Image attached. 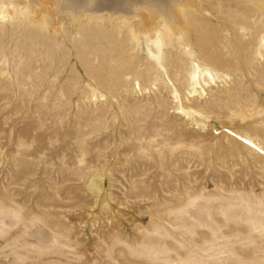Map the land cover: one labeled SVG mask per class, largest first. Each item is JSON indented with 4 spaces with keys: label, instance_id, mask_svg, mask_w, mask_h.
Returning <instances> with one entry per match:
<instances>
[{
    "label": "rangeland",
    "instance_id": "374dc122",
    "mask_svg": "<svg viewBox=\"0 0 264 264\" xmlns=\"http://www.w3.org/2000/svg\"><path fill=\"white\" fill-rule=\"evenodd\" d=\"M234 2L197 13L212 56L161 22L135 39V20L58 11L85 39L74 73L47 25L0 20V264H264V15L238 28Z\"/></svg>",
    "mask_w": 264,
    "mask_h": 264
},
{
    "label": "bare ground",
    "instance_id": "6f19581e",
    "mask_svg": "<svg viewBox=\"0 0 264 264\" xmlns=\"http://www.w3.org/2000/svg\"><path fill=\"white\" fill-rule=\"evenodd\" d=\"M218 2L219 3H210L209 7L204 8L200 0H0V20H13L15 25L14 28L17 29V32L15 33L16 36L20 34L18 30H25L26 24L27 26H29L28 23L35 22L39 24V27L44 26V28H46L45 25H47L48 28L46 29L52 33H50L51 35L49 36L51 40H47V38H45V41H48V43L43 45L42 48L49 51L50 54L54 50L60 52V55L64 54V61L69 60L71 62V60H74L75 62H77L76 65L74 64L66 67L68 68L69 73H74L76 72V70L81 69V67L83 66L82 55L84 54H82V52L84 48L82 47H84L83 40L85 41V39L84 37L83 40L81 38H78L80 37V35L77 37L76 34H71L69 31H67V29L63 28L60 25L61 23L58 21V16L60 13L57 15L58 11H65L69 13L71 16L70 20L73 24H75V21L79 18L82 19L87 16L97 17L101 15H104L105 20L103 19V21H105L106 24L108 23L110 18L114 17L116 19H121L125 24L129 23L130 20H135L139 24L140 28V31H137L138 33L135 32L133 35V38L135 39L138 38L139 33H141L145 38L153 40L156 33L161 29V26L159 24V22H161V24L166 28L172 29L173 31L181 35L183 34L182 41L180 40L181 43L184 42L189 46L198 47L201 51L212 56L211 52L206 47V44L210 41L215 40V35L217 34L219 27L214 24H207L201 20L198 21L197 19L199 18V15H197V13H202L203 11L211 12L210 9H213L216 13H220V16L222 17L228 15L229 11H227L228 6L226 7L225 0H219ZM234 3L238 6V9H240V23L238 24V28L245 27L244 23H246L245 20H247L248 18H254L255 20L256 17L264 15V0H235ZM35 17L36 19H34ZM92 19L94 21V19L96 18L92 17ZM78 26H80L79 23ZM38 30L41 31V29ZM109 31L111 30L108 28L105 31L103 30V34L101 33L102 36L106 37V34H108ZM31 33V36H33L32 39L34 40H31L32 42L30 43V45L35 47L37 50V48L40 47L41 43L44 42V40H39V36H35L34 28L32 29ZM202 34H205V36L202 37ZM38 35H40V33ZM190 36H194L195 39L191 40ZM36 37L38 38L37 40ZM52 39L56 41L53 42ZM34 41L37 42L35 46L32 45ZM111 43L112 42L108 40L106 46ZM99 44V47H101L102 43ZM170 46L171 42L168 45V50L170 49ZM10 47H12L10 49V52H12V54L11 56L10 54L7 55L9 61L11 60L13 66L15 65L21 72L26 70L27 74L29 75L30 68L32 67L31 65L34 64L35 60L37 62L39 60H37L36 53L29 54V57L26 58L23 54H21V47H19L18 45L8 46L6 49L7 53H9ZM111 47L113 50H115L114 44H111ZM167 52L168 54L166 55V58L174 55V53H172L171 51ZM55 59L56 57L54 59L52 58L51 62L50 59L43 58L40 65H46L49 66V68L54 67V72H56V68H58V62H56ZM210 78L212 80L211 76ZM224 131L233 136H229L231 140H239V142H241L240 144H245V146L247 145L249 147L250 145H254L250 141L242 138L241 136L231 132L226 128ZM92 186L93 189L99 190L101 187L100 180L97 181L95 186L94 184ZM89 190L92 191L91 189Z\"/></svg>",
    "mask_w": 264,
    "mask_h": 264
}]
</instances>
